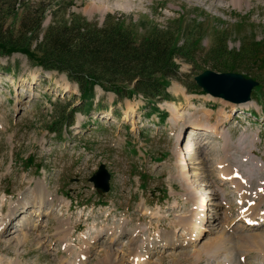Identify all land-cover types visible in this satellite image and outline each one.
<instances>
[{"label": "rangeland", "instance_id": "rangeland-1", "mask_svg": "<svg viewBox=\"0 0 264 264\" xmlns=\"http://www.w3.org/2000/svg\"><path fill=\"white\" fill-rule=\"evenodd\" d=\"M25 19L35 28L41 23L32 35L33 49L52 24L67 21L118 25L139 44L172 38L184 50L165 89L171 100L140 93L121 99L95 85L90 106L66 72L35 65L19 51H0V223L7 224L0 233V264H71L78 256L76 264H110L108 248L121 264H134L133 239L146 253V264H227L229 250L212 254L208 248L228 235L233 260L263 264L264 252L243 248L238 239L264 233V227L242 218L238 192L218 166L224 158L241 181L249 177L250 202L263 196L264 0L240 6L232 0H0V21L14 37ZM207 69L241 73L260 85L250 102L236 105L197 85L195 77ZM187 134L193 139L189 150V142L185 148L178 142ZM178 148L192 153L190 174L206 197L198 239L181 225L192 214L193 200L179 180ZM102 164L111 175L106 194L90 181ZM37 182L61 201L46 204L43 216L30 203ZM260 207L264 211V200ZM29 215L39 226L23 225ZM120 225L119 233H108ZM86 249L87 256L81 254Z\"/></svg>", "mask_w": 264, "mask_h": 264}, {"label": "trees", "instance_id": "trees-1", "mask_svg": "<svg viewBox=\"0 0 264 264\" xmlns=\"http://www.w3.org/2000/svg\"><path fill=\"white\" fill-rule=\"evenodd\" d=\"M31 24L23 20L14 37L0 21V51H19L35 65L66 72L79 85L86 103L91 102L95 85L115 92L119 98L137 93L147 99L170 98L165 92L168 78L172 73L177 75L175 58L184 50L182 45H174V39L154 37L139 44L118 25L96 28L60 21L51 25L45 40L33 49L32 35L41 23L37 21L36 28ZM191 88L197 87L193 84Z\"/></svg>", "mask_w": 264, "mask_h": 264}, {"label": "bare ground", "instance_id": "bare-ground-1", "mask_svg": "<svg viewBox=\"0 0 264 264\" xmlns=\"http://www.w3.org/2000/svg\"><path fill=\"white\" fill-rule=\"evenodd\" d=\"M243 1H245V0H232V2L235 5H239V6L242 4ZM93 8H96V7L93 6ZM174 114H176V113H174ZM189 139H191V134L188 135V140ZM188 142H189L188 143V147H189L188 150H189L191 148L192 139H191V141H188ZM176 153L178 154V157H181L180 160L177 162V165H178L177 170H178V172L181 171L183 173L182 175H180L179 180L184 182L183 188L188 193L190 199L193 200L192 201V206H193L192 214L190 217L181 218V225H182V227H184L185 231H187L188 229H193L195 239H198V237L204 231V226H203L204 223L203 222L205 221V219H204L205 208H206L205 205L207 203L206 197L204 196V194H202L203 192L200 193L196 189L195 183L192 180L193 177L190 174L191 170H190V166L188 163V157L186 155H183L184 153L181 154L179 148H178ZM219 168H220L219 173L222 174V176L225 175V177L228 178L230 183L234 184V187L236 189V193L238 192V195L241 199L239 202L241 204L240 206H241L242 218L248 220L246 222H248V224H252L254 226L259 225L261 223H264V211L260 208V204L264 200V195L260 197L258 202H256V201L250 202V200H249V189H248L249 185L247 184V181L246 182L241 181L239 170L235 169L234 171H232L231 168L229 167V165L226 163V160L224 158H222L220 160ZM206 190H207V188H206ZM207 192L208 191H206L205 193H207ZM55 200L61 202L60 199H58V197L56 199L54 198V200H52V198H50V195L45 192L43 184L41 182L36 183L34 191H33V195H32V201H30V203H31L32 207L37 208V210L40 212V215L42 214V216H43L42 212H43L45 205L48 204L50 201L55 202ZM246 202L251 203V206L244 207ZM21 203L22 202H20L19 205H23L22 207H25L26 204H24V203L21 204ZM50 205L52 206L53 202H51ZM16 210H17V207L12 206V209H10L11 216H13V214L16 213ZM31 218H32L31 215L27 216L26 219L24 220L23 225L26 228L28 227L27 225H29L30 228H35V227L39 226V223L37 222V220L32 221ZM5 221L6 220H3V222L0 223V233L7 226ZM121 227H122V225H120V227L118 229L111 230V232L108 230V233H111V234L115 233V235H116L117 232L119 233L118 230H120ZM193 231H192V233H193ZM248 233L249 234H247V235L245 234L242 237H239L238 240L241 243L240 246L243 248H246V247L247 248L248 247L259 248V251L261 253H263L264 252L263 251L264 233H260V232H256V233L248 232ZM28 238H29L28 234L26 236H24L25 242H27ZM232 242H233V238L230 235H228L225 239H222L220 242L213 244L208 249L211 252H213L212 254H215L214 252L216 250L218 251L220 248L224 247L227 251L229 250L228 254L230 257L231 255H233V251H234L233 249L235 248V247L233 248V246L228 245L229 243H232ZM129 243H130V247H129L130 253H132V256L134 257V259H135L134 261L136 262V264H146L147 256H146L145 252L143 254L141 253V248L137 244L138 239H133ZM168 244L173 245L171 240H169ZM114 251L115 250L108 248V250L106 251V254H105V262L110 263V264L111 263L114 264V262L116 264H121L123 262V260L119 256H117V253H115ZM205 251L207 252V249ZM88 252H89V250L86 249L85 252H82L81 254H86L85 256H87V254H89ZM198 253H197V256H195V258L198 257V255H199ZM225 253H226V251H225ZM229 257H228L229 261L227 264H239L238 261L233 260L232 257H230V258ZM79 258H80V256H78V258L77 257L73 258V260H71V264H76L77 261L80 260ZM263 264H264V261H263Z\"/></svg>", "mask_w": 264, "mask_h": 264}, {"label": "water", "instance_id": "water-1", "mask_svg": "<svg viewBox=\"0 0 264 264\" xmlns=\"http://www.w3.org/2000/svg\"><path fill=\"white\" fill-rule=\"evenodd\" d=\"M196 83L204 92L225 100L242 103L251 99L252 89L257 86L258 81L247 78L236 72H215L207 69L195 77ZM110 175L102 165L95 175L91 177L96 188L105 192L109 189Z\"/></svg>", "mask_w": 264, "mask_h": 264}]
</instances>
